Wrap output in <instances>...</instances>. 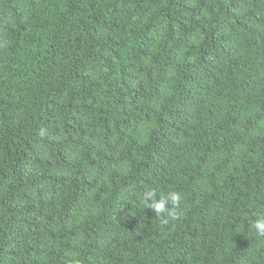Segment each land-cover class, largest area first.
Masks as SVG:
<instances>
[{
    "label": "trees",
    "instance_id": "16d2710c",
    "mask_svg": "<svg viewBox=\"0 0 264 264\" xmlns=\"http://www.w3.org/2000/svg\"><path fill=\"white\" fill-rule=\"evenodd\" d=\"M260 214L264 0H0V264H264Z\"/></svg>",
    "mask_w": 264,
    "mask_h": 264
},
{
    "label": "clouds",
    "instance_id": "9594fccd",
    "mask_svg": "<svg viewBox=\"0 0 264 264\" xmlns=\"http://www.w3.org/2000/svg\"><path fill=\"white\" fill-rule=\"evenodd\" d=\"M142 199L148 203L149 209L153 210L158 216L163 214L166 218L163 223L167 224L169 220L175 221L179 218V209L182 194L177 191H169L167 194H163L156 198V192L154 190H147L143 193ZM170 205V207H169ZM253 228L258 232L264 234V214H260L256 217Z\"/></svg>",
    "mask_w": 264,
    "mask_h": 264
}]
</instances>
